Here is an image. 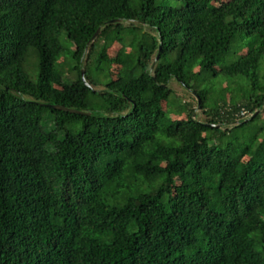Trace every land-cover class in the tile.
I'll list each match as a JSON object with an SVG mask.
<instances>
[{
    "label": "trees",
    "instance_id": "1",
    "mask_svg": "<svg viewBox=\"0 0 264 264\" xmlns=\"http://www.w3.org/2000/svg\"><path fill=\"white\" fill-rule=\"evenodd\" d=\"M216 1L0 0V264H264V0Z\"/></svg>",
    "mask_w": 264,
    "mask_h": 264
},
{
    "label": "rangeland",
    "instance_id": "2",
    "mask_svg": "<svg viewBox=\"0 0 264 264\" xmlns=\"http://www.w3.org/2000/svg\"><path fill=\"white\" fill-rule=\"evenodd\" d=\"M230 1L231 0H218V1H216L215 5L217 7L218 6H223V5L227 4ZM118 49H119V47H118ZM118 49H117V47L112 48L111 50H109V54L112 56L116 52V50H118ZM74 50L75 49H74V47L72 45H68L67 46L66 51L69 54L73 53ZM54 64L56 66H60V65L64 64V58L62 56L54 58ZM216 70H217V72H220L221 67H216ZM194 71L198 72L199 68L196 67L194 69ZM111 73H112V77L114 79L118 78L119 75H118V71H117L116 68L112 67ZM213 81H214V86H215L213 88H212L211 85H208V84H205V83L202 85V87H204V86L207 87V88H205L207 90L206 94L208 95L206 104L208 105V107H211V108L213 107V104H212L213 101L215 99H217V97H218L217 96L218 89L226 88L228 86L229 82H230V79L227 78V77H224L221 74H218L213 79ZM174 88L179 93L178 96L176 94L171 95L170 101L172 100L174 103H172V104L169 103L168 106H166V104L163 103V107H164V109L166 111V116H167V119H168L167 121L168 122H178V121H181V120H186V118H187L186 115L182 111L177 110V107H178L179 104H181L183 102L189 103V100L191 98V97L189 98L188 93H186L185 91L181 90L178 86L174 85ZM224 97H225L226 102H229V95L225 94ZM191 105H194V107L196 106L195 103L192 102V101H191ZM196 114H197V119L198 120L205 121L208 118V116H206V114L204 112H202V110H200V109H197ZM241 115H244L243 112L241 113ZM261 120H262L261 121L262 123H260V126H263L264 125V112H262ZM247 160H248V157L244 156L243 157V161L245 162Z\"/></svg>",
    "mask_w": 264,
    "mask_h": 264
},
{
    "label": "water",
    "instance_id": "3",
    "mask_svg": "<svg viewBox=\"0 0 264 264\" xmlns=\"http://www.w3.org/2000/svg\"><path fill=\"white\" fill-rule=\"evenodd\" d=\"M98 34H99V30L94 35L93 39H95ZM81 75H82L83 81L86 84V86H89V84L86 82V80L84 78V70H82ZM49 107L51 109H54V110H60V111H64V112H69L71 114L88 115L87 113H84V112H81V111H77V110H74V109H69V108H66V107H63V106H59V105H54V106H49ZM206 126H208L209 128H213V127L218 128L219 127V126H214V125H206Z\"/></svg>",
    "mask_w": 264,
    "mask_h": 264
}]
</instances>
